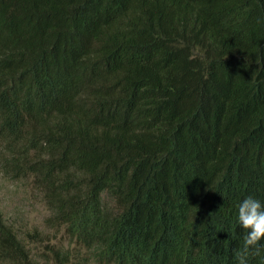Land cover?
Returning <instances> with one entry per match:
<instances>
[{"label": "trees", "instance_id": "16d2710c", "mask_svg": "<svg viewBox=\"0 0 264 264\" xmlns=\"http://www.w3.org/2000/svg\"><path fill=\"white\" fill-rule=\"evenodd\" d=\"M0 173L72 264H236L238 206L264 205V0H0ZM0 264H35L1 210Z\"/></svg>", "mask_w": 264, "mask_h": 264}, {"label": "rangeland", "instance_id": "374dc122", "mask_svg": "<svg viewBox=\"0 0 264 264\" xmlns=\"http://www.w3.org/2000/svg\"><path fill=\"white\" fill-rule=\"evenodd\" d=\"M0 210L8 223L24 238L35 264H72L84 255V248L66 235L61 227L47 223V210L30 179L12 180L0 173ZM51 248L69 253V260L57 258ZM87 264H106L88 260Z\"/></svg>", "mask_w": 264, "mask_h": 264}, {"label": "clouds", "instance_id": "9594fccd", "mask_svg": "<svg viewBox=\"0 0 264 264\" xmlns=\"http://www.w3.org/2000/svg\"><path fill=\"white\" fill-rule=\"evenodd\" d=\"M238 222L246 235L242 249L235 254L236 264H249L250 258L264 252V205L251 196L243 199L238 206Z\"/></svg>", "mask_w": 264, "mask_h": 264}]
</instances>
